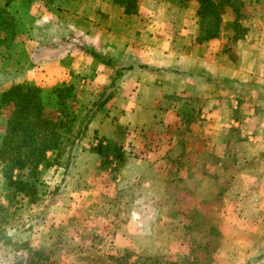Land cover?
Returning <instances> with one entry per match:
<instances>
[{"label": "rangeland", "instance_id": "obj_1", "mask_svg": "<svg viewBox=\"0 0 264 264\" xmlns=\"http://www.w3.org/2000/svg\"><path fill=\"white\" fill-rule=\"evenodd\" d=\"M239 1L245 35L232 40L228 6L205 0L213 3L206 19L222 20L218 36L200 41L198 0H136L128 13L139 16L134 26L167 29V43L184 52L182 65L193 66L166 71L167 88L132 101L144 108L136 116L123 115L115 104L111 83L123 68H113L112 81L103 85L79 74L76 83L61 81L74 85L80 118L94 111L91 120L108 127L110 138L124 128L118 137L125 161L102 163L92 146L105 138L89 130L90 121L76 146L41 172L34 201L6 186L0 164V264H264V0ZM4 2L0 93L13 84L47 89L60 83L17 79L12 49L37 18L45 26L44 43L62 54L80 42L65 24L50 26L56 15L66 23L79 0ZM193 29L189 46L186 31ZM209 58L242 66L243 73L215 78L205 68ZM95 61L112 66L110 58L96 55ZM218 101L229 111L227 123L222 116L220 122L229 127L215 147L214 133L202 131L216 119L201 115ZM194 124L202 128L196 134Z\"/></svg>", "mask_w": 264, "mask_h": 264}, {"label": "crops", "instance_id": "obj_2", "mask_svg": "<svg viewBox=\"0 0 264 264\" xmlns=\"http://www.w3.org/2000/svg\"><path fill=\"white\" fill-rule=\"evenodd\" d=\"M3 2L0 5L5 3ZM191 4L193 5L192 2ZM69 15L70 19L66 23L61 21L65 18L59 19L56 15L50 26H58L61 22L70 27L71 32L73 31L72 36H74L73 33L80 36L81 41L69 43L66 52L62 54L64 50H61L60 47L44 43L45 26H41L42 20L37 18L33 22L32 31L13 45L15 70H17L15 77H18L17 79L22 80L25 77L33 82L48 84L61 81L76 83V77L79 74L80 76H87L86 83L94 86L109 83L114 77L113 68H123L121 76L119 75L113 81L115 84V104L123 110V115L129 117L144 111V108L134 106V101L153 99L154 93L157 94L155 89L160 91L161 88L168 87L163 80L167 76L166 71L183 68L186 70L193 69L192 63L182 65L184 61H181V58L184 52L178 49V45H175L176 48L174 49L172 45L167 43V29L135 27V19L139 16L125 13L123 8L112 0H79L75 13ZM186 32V36L191 33L189 46L193 45L195 43L194 29ZM78 50L80 54H77ZM96 55L110 58L112 66L95 61ZM185 57L193 59L191 52H187ZM204 64L210 74L218 79L239 76L244 70L242 66L234 68L220 64L210 58ZM109 69H111V78L108 73ZM90 74H93L92 77ZM125 101H130L129 107H126ZM130 106H134V108ZM167 113L169 114L170 110H167ZM203 116H213L216 119L214 122H205L206 126H203L202 132L207 136L209 133H214L213 146L217 147L218 142L223 141L219 139L218 135L222 132L227 133L229 127L228 125L224 128L219 118L225 117L223 120L227 123L229 111L226 108L222 109L218 101L216 106L207 107L206 113H202L201 117ZM238 124L242 131L245 126L244 123ZM191 128L193 134L202 130L197 124ZM94 129H98L104 138L112 136L108 127L97 125L94 120H91L89 130L94 131ZM220 145L222 146V144ZM172 147L177 148V144ZM180 148L178 146V149ZM192 177L197 178L194 175Z\"/></svg>", "mask_w": 264, "mask_h": 264}, {"label": "trees", "instance_id": "obj_3", "mask_svg": "<svg viewBox=\"0 0 264 264\" xmlns=\"http://www.w3.org/2000/svg\"><path fill=\"white\" fill-rule=\"evenodd\" d=\"M113 1L122 6L125 13L135 10L136 0ZM198 1L200 25L196 39L202 41L218 36L222 19H206L207 16L211 18L213 3ZM220 4L230 9L231 19L227 26L232 30L231 39L244 36L246 27L240 13L242 3L221 0ZM80 112L81 105L71 83L60 82L47 89L38 85L13 84L0 93V117L3 120L0 124V164L7 187H12L16 194L21 193L33 201L36 199L41 172L57 165L66 149L76 146L95 114L89 109L80 118ZM77 121L80 126L74 131ZM123 130L119 126L113 138H105L92 146L102 163L125 161L123 141H119ZM72 157V153L68 154L65 165Z\"/></svg>", "mask_w": 264, "mask_h": 264}]
</instances>
